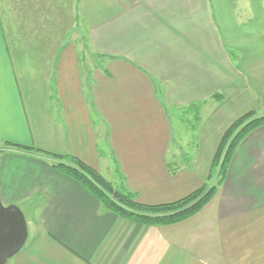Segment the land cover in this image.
I'll list each match as a JSON object with an SVG mask.
<instances>
[{"label": "crops", "instance_id": "1", "mask_svg": "<svg viewBox=\"0 0 264 264\" xmlns=\"http://www.w3.org/2000/svg\"><path fill=\"white\" fill-rule=\"evenodd\" d=\"M3 2L0 196L31 223L6 264H264V125L211 200L166 225L112 212L64 160L11 145L76 156L141 202L189 194L229 125L264 112V0ZM188 143L194 168H173Z\"/></svg>", "mask_w": 264, "mask_h": 264}, {"label": "trees", "instance_id": "2", "mask_svg": "<svg viewBox=\"0 0 264 264\" xmlns=\"http://www.w3.org/2000/svg\"><path fill=\"white\" fill-rule=\"evenodd\" d=\"M262 125L264 112L259 114L251 110L235 119L221 137L206 182L177 200L162 203L139 201L135 193L115 187L95 167L76 156L52 153L33 146L11 145L64 160L56 162L54 167L83 184L112 212L139 224L166 225L195 215L211 200L226 178L228 166L239 143L252 130Z\"/></svg>", "mask_w": 264, "mask_h": 264}, {"label": "water", "instance_id": "3", "mask_svg": "<svg viewBox=\"0 0 264 264\" xmlns=\"http://www.w3.org/2000/svg\"><path fill=\"white\" fill-rule=\"evenodd\" d=\"M28 238L24 212L18 205H4L0 196V264L17 254Z\"/></svg>", "mask_w": 264, "mask_h": 264}, {"label": "rangeland", "instance_id": "4", "mask_svg": "<svg viewBox=\"0 0 264 264\" xmlns=\"http://www.w3.org/2000/svg\"><path fill=\"white\" fill-rule=\"evenodd\" d=\"M3 1L4 0H0V8H1L2 11H3V5H4V2ZM5 1L8 2V1H11V0H5ZM13 1H15V0H13ZM13 6L15 7V5H13ZM79 10H80V6H79ZM13 27H14V29H16L15 25H13ZM79 33H80V30L77 29L76 30V33H74L73 37L71 36L72 37V40H74L79 45L80 44L82 45L84 43L86 44V41L84 40V38H81V36H79L80 35ZM10 40H11V45H13L15 47L20 44V38L18 36H16V34L14 36H11L10 37ZM13 56H17V55L14 54ZM85 56H88L87 51L85 53ZM16 66H17V68H20V65L18 63H17ZM261 113L262 112H260L259 114H261ZM176 135H178V134H174V138L177 140L178 137ZM183 146L184 147H182V150L180 151V153L182 154V156L179 159L176 158L175 161L172 160V158L169 157L170 158V161L169 162L171 163V165H172L173 168H179L181 165L180 166H176V165L180 164V162L183 163V165L186 166V167L190 166L191 168H194V166H191V164H192L191 158L193 157L191 145H190V143H188V144H185ZM172 150L176 151L174 146H172ZM177 151L179 152V149ZM210 183L211 182H208V184H210ZM27 218H28V216H27ZM29 227H31V223H30V221L28 219V228Z\"/></svg>", "mask_w": 264, "mask_h": 264}]
</instances>
